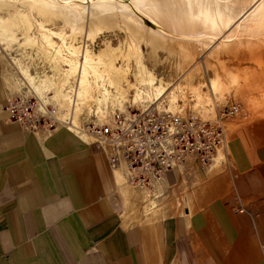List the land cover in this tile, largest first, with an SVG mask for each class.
Returning <instances> with one entry per match:
<instances>
[{
  "label": "rangeland",
  "instance_id": "obj_1",
  "mask_svg": "<svg viewBox=\"0 0 264 264\" xmlns=\"http://www.w3.org/2000/svg\"><path fill=\"white\" fill-rule=\"evenodd\" d=\"M102 1L0 0L3 81L10 93H16L21 84H26L44 100H52L59 108L70 110L73 106L67 90L76 79L80 88L74 111L79 123L82 115L90 111L93 101L100 104H107L111 98L128 101L142 93L141 100L150 104L157 98L154 97L156 88L163 86L168 92L156 100L157 104L183 114L195 113L216 119L220 111L232 103L242 104L238 114L223 121L227 136L224 152L210 166H200L206 179L197 177V166L194 177L190 181L182 179L179 187L156 185L162 189L156 201L141 193L151 190L131 187L119 178L120 186L116 185L115 196L125 225H139L157 234L163 220L172 215H185V207L193 213L197 207L207 206L213 198L225 196L231 189V175L242 166L250 168L264 157V14L248 20L245 18L248 12L218 37L204 26H182L168 16L152 17L133 0H107L116 5V10L106 2L98 5V10L106 5L104 8L109 12H103L102 8L101 12L91 13L89 7L82 15L84 18L81 16L74 23L62 9L67 4L86 7ZM120 5L124 8H119ZM47 37L55 43L52 47L46 43ZM69 45L78 47L80 61L86 53L97 55L108 45L114 47L112 62L116 70L113 79H108L103 69L101 76L91 70L90 87L93 89L87 95L79 70L72 75L64 71L70 69V65L63 63L62 50ZM34 52L35 56L48 60L52 71L41 73L36 66L35 74L34 62L39 59L34 60ZM149 78H155L154 87L144 81ZM99 82L109 94L113 90L114 96L102 94V87L97 88ZM126 102H122V106ZM86 141L94 139L89 137ZM169 176L171 178V174Z\"/></svg>",
  "mask_w": 264,
  "mask_h": 264
},
{
  "label": "crops",
  "instance_id": "obj_2",
  "mask_svg": "<svg viewBox=\"0 0 264 264\" xmlns=\"http://www.w3.org/2000/svg\"><path fill=\"white\" fill-rule=\"evenodd\" d=\"M3 70L0 56V264H264V157L234 172L225 196L185 207L157 234L126 226L107 155L69 129L39 134L10 121ZM195 167L206 179L194 164L163 185L190 181Z\"/></svg>",
  "mask_w": 264,
  "mask_h": 264
},
{
  "label": "built area",
  "instance_id": "obj_3",
  "mask_svg": "<svg viewBox=\"0 0 264 264\" xmlns=\"http://www.w3.org/2000/svg\"><path fill=\"white\" fill-rule=\"evenodd\" d=\"M32 55L39 59L34 62L35 74L36 66L39 72L51 71L48 60L35 56L36 52ZM70 88L73 104L78 95L76 82ZM108 101H93L90 111L75 124L72 109H61L52 100H44L32 86L21 84L16 93H10L5 111L10 121L32 133L52 134L66 128L90 136L92 144L107 155L115 175L125 184L147 191L166 182L170 171L194 164L210 166L226 149L224 119L242 110V104L232 103L213 119L134 98L122 107L112 98Z\"/></svg>",
  "mask_w": 264,
  "mask_h": 264
},
{
  "label": "bare ground",
  "instance_id": "obj_4",
  "mask_svg": "<svg viewBox=\"0 0 264 264\" xmlns=\"http://www.w3.org/2000/svg\"><path fill=\"white\" fill-rule=\"evenodd\" d=\"M66 2H68V1H66ZM105 2L112 4L111 3L112 0H111V2H109L107 0H103L102 2H99L98 4L95 2V3H92L91 6H86V7H81V6L77 7V6H75L76 4L74 5L75 7L71 6L70 4L63 6L64 5L63 4L62 9L66 11L67 15H69L71 17V22L74 23V22H77L80 20L81 16L83 14H85V12L87 10H89V7L92 11L91 13L101 12L100 10L102 8H103L102 9L103 12L108 10V8L107 9L104 8L106 5H101L104 7H102V8L100 7L101 9L98 10V8H99L98 5L101 3L105 4ZM133 3L138 4L137 7H140V8L143 7L145 10L148 11V13L152 17L156 16V17L160 18L163 16H168V18L170 17L169 20H171V18H172L173 20H175L176 23L181 24L182 26H191V25L204 26V27H207V29L209 28L213 32H215L218 37L221 35L222 32H225L230 26L235 25L241 18H243L245 16L246 13L249 12L248 15L246 14L247 16L245 17L246 19L248 18V20L250 18L255 20V19L263 16V14H264V0H133ZM47 4H49L51 6L50 2L49 3L47 2ZM47 4H45V5H47ZM52 4H54V3H52ZM256 4H257V6H255ZM112 5H113V9L111 8L112 10L117 8V7H114V6H116L114 3ZM54 6H56V5H54ZM56 7H58V6H56ZM107 7H108V4H107ZM51 8H53V5ZM119 8L122 9L124 7H121V5H120ZM121 11L124 12L125 10H121ZM108 12H109V10H108ZM130 12L131 11H129L127 13L130 15ZM64 15H65V13H64ZM28 38H29V36H28ZM47 38H48V42H46V43L48 44V46L52 47V45H54L55 43L50 40L51 37L50 38L47 37ZM26 43H27V41H26ZM76 49H78V47ZM76 49L72 45H69V46H66L64 50H62L63 55H65L63 63L70 65V69H64V71L66 74L72 75V73L77 72L79 70V73L82 74V75L81 74L80 75L82 76L81 85L83 87V91H85V93L87 95H89L91 93V90L93 89V87H90L91 86L90 85L91 70L97 74H100V76H101L102 72L105 71L108 74V77H109L108 79H113L112 74H114V70H116L115 69L116 67L114 66V64L112 62V57L115 53L114 47H111L108 45V46L104 47L100 51V53L97 55H91V54L86 53L84 55L83 60L81 59V61H80V57H79V53H78L79 51H77ZM53 56H55V58L57 57L56 55H53ZM58 59L59 58L57 57V60ZM62 69H63V67H62ZM102 69H103V71H102ZM68 75H66V76H68ZM91 75H93V72ZM122 75H124V74H122ZM67 78H69V77H67ZM115 78L116 77H114V79ZM154 79L149 78V79H145L144 81L147 84H149L150 86H153ZM100 81H101V79H100ZM102 81H103V79H102ZM74 82H76V84H77V94H78L80 84L76 81V79ZM97 85H98V87H97L98 89H99V87L100 88L102 87L100 82ZM70 89L71 88H68L67 91L69 93L68 94L69 100H72ZM104 90H105L104 92H102V90H100L102 92V94L112 95V97L114 96L113 90H111V94H109V92H108L109 90H107L105 88H104ZM146 90H147V88H146ZM156 91H157L155 93L156 96H154V95L153 96L157 97L156 100H159L160 98H162L166 94V92H168V88L165 86H163L161 88L157 87ZM148 92H149V90H148ZM144 93H146V92H143V94ZM78 96H79V94L77 95L76 102H73V104H72V106H73L72 111H74V109L76 107V104L78 102ZM135 97H134L135 101H138V100L143 101V100H141L142 93H141V96L140 95L137 96V97H139L138 100H136ZM148 97L150 98L151 96H148ZM148 97H146V98H148ZM105 100H107V99H105ZM156 100L153 102L151 101L150 104L158 103V101H156ZM113 101H114L113 102L114 104L116 102L122 103V102H126L127 99H123V100L113 99ZM123 104L124 103H122L120 106H122ZM74 114H75V111H74ZM73 122L75 124L78 123L76 115H74V121ZM74 132H76L78 134L77 131H74ZM83 135H85V134L84 133L82 135L78 134L77 136L83 140V138H82ZM85 136H88V135H85ZM88 137H90V136H88ZM90 139H91V137H90ZM91 143H92V141L90 142V144ZM129 186H131V185H129ZM131 187H133V186H131ZM136 191H138V190H136ZM138 192H140V191H138ZM161 192H162L161 187L156 186L155 190H151L148 192L143 191L141 193L144 194L145 196L149 197V198H152V199H155L156 201H158L157 200L158 194L160 196Z\"/></svg>",
  "mask_w": 264,
  "mask_h": 264
}]
</instances>
